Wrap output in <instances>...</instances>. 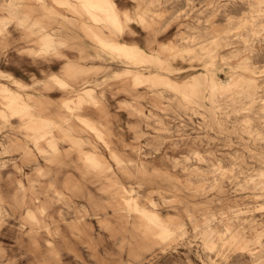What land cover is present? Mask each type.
Wrapping results in <instances>:
<instances>
[{
    "label": "rangeland",
    "instance_id": "obj_1",
    "mask_svg": "<svg viewBox=\"0 0 264 264\" xmlns=\"http://www.w3.org/2000/svg\"><path fill=\"white\" fill-rule=\"evenodd\" d=\"M63 1L0 0V264H264V0Z\"/></svg>",
    "mask_w": 264,
    "mask_h": 264
},
{
    "label": "bare ground",
    "instance_id": "obj_2",
    "mask_svg": "<svg viewBox=\"0 0 264 264\" xmlns=\"http://www.w3.org/2000/svg\"><path fill=\"white\" fill-rule=\"evenodd\" d=\"M38 1V0H37ZM57 1H59V0H57ZM61 1V0H60ZM65 1V0H64ZM64 1L62 2V4L64 3ZM91 1V0H90ZM102 1V0H101ZM70 2V1H69ZM84 2V1H83ZM93 2V1H92ZM43 3V2H42ZM54 3H55V1H54ZM99 2H97V4H98ZM101 3V2H100ZM58 4H60L59 2H58ZM83 4H85V2L83 3ZM61 5V4H60ZM102 5V4H101ZM100 5V6H101ZM59 6V5H58ZM98 6H99V4H98ZM10 7H11V5H10ZM88 7H89V5H88ZM90 8V7H89ZM97 8H95V10H96ZM90 10V9H89ZM101 10V9H100ZM94 11V10H93ZM11 14H13V13H11ZM99 14V13H98ZM14 15V14H13ZM101 15V14H100ZM99 15V16H100ZM113 15V14H112ZM58 16V15H57ZM104 19V18H103ZM93 20V19H92ZM31 24V23H30ZM96 27V26H95ZM33 28V27H32ZM29 30V29H28ZM36 30V29H35ZM37 30H38V28H37ZM32 31H34V30H32ZM40 32H42V31H40ZM35 33V32H34ZM100 33V32H99ZM44 35V34H43ZM99 35H101V34H99ZM97 38H98V36H97ZM98 40H99V42L102 44V45H105V46H107V47H109L110 49V51L111 52H113V53H115L116 55H122V56H125V57H129V58H131L132 60L133 59H135V60H138V59H140L141 60V57H143V56H145V55H148L149 53L145 50V49H143L142 47H139V46H137V45H135V44H132V43H129V42H124V41H119V40H115V39H111V40H107L106 38H104V36H102V37H100V38H98ZM139 57V58H138ZM158 59V58H157ZM140 62V61H139ZM162 62V61H161ZM209 63V62H208ZM143 64H145V63H143ZM125 69H123L122 71H119L117 74L118 75H120L123 71H124ZM147 75V74H146ZM149 76H150V74H148ZM154 75V74H153ZM152 75V76H153ZM156 75V74H155ZM141 76H143V75H141ZM149 76H148V78H149ZM138 77V76H137ZM139 78H141V77H139ZM150 78H151V76H150ZM147 79V80H152V79ZM158 78H159V76H158ZM162 78V77H161ZM210 78H211V76H210ZM216 78V77H215ZM156 79H157V76H156ZM160 79V78H159ZM168 79V78H167ZM212 79V78H211ZM139 80H141V79H139ZM165 80V79H164ZM186 80V79H185ZM154 81V80H153ZM217 81V80H216ZM218 81H219V79H218ZM150 82V81H149ZM154 82H156V81H154ZM164 82V81H163ZM213 82V81H212ZM221 82V81H220ZM146 83V82H145ZM170 83V82H169ZM172 83V82H171ZM189 83V82H188ZM144 84V83H143ZM226 84V83H225ZM223 85V87L224 86H227V84L226 85ZM229 84H230V82H229ZM219 85H221V83L219 84ZM193 86V85H192ZM214 86H215V83H214ZM230 88V87H229ZM12 89V88H11ZM238 89V88H237ZM13 90V89H12ZM229 90V89H228ZM10 91V90H9ZM16 92H14V94L16 93V99H15V101H19V99H20V97L22 96L21 95V93L20 92H18L17 90H15ZM178 91V90H177ZM14 94H12V95H14ZM11 95V96H12ZM10 96V97H11ZM15 96V95H14ZM15 98V97H14ZM10 101V100H9ZM13 101V100H12ZM14 101V102H15ZM23 109H25V108H23ZM16 112V111H15ZM76 118V117H75ZM81 119V118H80ZM87 120V119H86ZM88 121V124H90L91 126L93 125V124H91L90 122H89V120H87ZM32 122V121H31ZM30 122V123H31ZM86 122V121H85ZM32 125V124H31ZM87 127V126H86ZM97 137V136H96ZM75 138V137H74ZM70 139V138H69ZM71 142V141H70ZM86 152V151H85ZM264 184V183H263ZM256 186H258V185H256ZM264 187V186H263ZM133 204V203H132ZM134 210V209H133ZM161 222V221H160ZM158 227V226H157ZM214 230V229H213ZM210 231H212V230H210ZM211 236V235H210ZM257 236H259V235H257ZM166 237V236H165Z\"/></svg>",
    "mask_w": 264,
    "mask_h": 264
},
{
    "label": "crops",
    "instance_id": "obj_3",
    "mask_svg": "<svg viewBox=\"0 0 264 264\" xmlns=\"http://www.w3.org/2000/svg\"><path fill=\"white\" fill-rule=\"evenodd\" d=\"M65 54H68V52H65ZM1 57V56H0ZM70 57H72V58H74L73 57V55H70ZM26 59H27V62L29 63V61H28V57H26ZM16 61V63H17V61H18V55L15 53V54H13V52H11V54H10V64H5L4 65V62H6V60H3L2 58H1V60H0V70H5V71H8V72H11L12 74H14V75H16L17 73H18V68H17V66H15L16 64H14V62L13 61ZM64 64H66V61L65 60H63L62 59V67H64ZM4 66H5V68H4ZM4 68V69H3ZM71 68L70 67H68L67 66V69L66 70H70ZM63 80V79H62ZM63 94V93H62ZM70 99V98H69ZM66 100H68V99H66ZM65 100V101H66ZM93 110H89L88 111V114L89 115H91V116H94L93 115Z\"/></svg>",
    "mask_w": 264,
    "mask_h": 264
}]
</instances>
